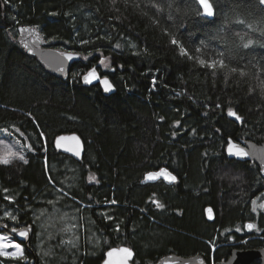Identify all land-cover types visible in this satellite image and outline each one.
Segmentation results:
<instances>
[{
    "label": "trees",
    "instance_id": "1",
    "mask_svg": "<svg viewBox=\"0 0 264 264\" xmlns=\"http://www.w3.org/2000/svg\"><path fill=\"white\" fill-rule=\"evenodd\" d=\"M213 5L216 16L207 20L197 15L196 0H0V132L31 146L27 163L0 164V209L16 212L14 225L31 223L30 209L55 199L60 188L88 207L105 241L103 252L79 255L77 264H102L105 252L120 246L136 252L134 264L171 254L218 264L236 248H264V209L254 212L252 203L264 195V179L255 164L226 153L230 138L264 143V9L258 0ZM20 26L37 27L50 48L82 55L67 81L23 50ZM221 52L227 67L215 75L198 63ZM101 61L109 65L101 74L117 88L112 96L82 84ZM233 67L246 75L231 73ZM72 133L86 146L80 163L55 147L60 135ZM67 161L77 170L73 189L60 178ZM163 168L177 177L174 185L142 184ZM208 207L215 222L206 218ZM249 223L257 226L252 232ZM31 248L29 262L6 264H40Z\"/></svg>",
    "mask_w": 264,
    "mask_h": 264
},
{
    "label": "rangeland",
    "instance_id": "2",
    "mask_svg": "<svg viewBox=\"0 0 264 264\" xmlns=\"http://www.w3.org/2000/svg\"><path fill=\"white\" fill-rule=\"evenodd\" d=\"M98 66L100 71H107L109 69V65L105 63H101ZM27 149L28 146L23 144L15 134L6 130L0 132V157L5 156L9 150H11L12 152L23 155L26 160L25 150ZM11 159L12 162L7 165H11L16 161H22L16 158ZM66 163L67 164L64 166V173L60 176L61 182L67 189H73L76 186L77 170L69 161ZM54 171L57 172L58 168L54 167ZM60 190V188H57L58 193L56 194L55 199L46 201V204L44 203L45 201H41L42 205L30 209L32 211L30 217L32 223L36 227V234L29 244L30 249L34 246L36 258L40 264H53L54 262L57 264H77L79 255H97L99 252L105 250L104 239L98 234L90 218L86 216V208L88 207L75 201L68 192ZM65 193H67V195H65ZM5 197H9L8 193H5ZM65 198L72 199L80 205V208L74 204L66 202ZM5 200L11 202L6 198ZM49 201H52L53 203H48ZM255 201L256 203L255 205L253 204V206L256 208L255 212L258 213V211L263 210L259 205L264 204V195L258 197ZM7 213H11L12 216L16 217V219L13 220L15 223L18 222L16 212L3 206L0 209V223H2V220L9 218L6 215ZM101 214L106 215L107 212H101ZM72 225H75V227H71ZM13 227L16 228L15 225ZM68 227H71V231H63L64 228ZM0 236L5 237L4 243H17L23 249V256L20 257L19 250L17 249L10 247L0 248V251L3 252L16 253L15 257L11 255H0V264H6V261L18 260L29 262L26 258V248L21 243L5 232L0 233ZM68 240L73 241V243H63V241ZM45 252H50V254L45 256L43 254Z\"/></svg>",
    "mask_w": 264,
    "mask_h": 264
},
{
    "label": "water",
    "instance_id": "3",
    "mask_svg": "<svg viewBox=\"0 0 264 264\" xmlns=\"http://www.w3.org/2000/svg\"><path fill=\"white\" fill-rule=\"evenodd\" d=\"M215 1H218V0H215ZM210 2L213 4V0H210ZM261 6L264 9V5H261ZM213 8L215 9L214 5H213ZM200 9L202 11L201 7ZM215 16H216V11H215V15L211 18L204 17V16L202 17L207 20H214ZM18 43L28 55L35 57L49 74H51L52 76L62 81H67L69 79L74 65L80 62L82 59V55L79 53L61 52L54 48L48 47V42L46 38L39 31V29L35 26H20L18 28ZM68 53L73 54V59L69 60L67 58ZM61 69H63V71H61ZM93 69L95 70L94 75L98 77V79H93L92 83L90 84L85 83L84 77L87 76L90 72H92ZM105 78L110 82L112 86L111 91L104 90L105 85L103 81L105 80ZM82 84L85 87L100 86L106 96H112L113 94L117 92V88L112 82V80L109 77L103 76L101 74L99 66H95L91 68L82 77ZM230 118L236 121L234 117H230ZM236 122L237 124L242 125L241 122L239 121H236ZM230 142L238 145L241 148H244V150L248 152L249 155L243 158L236 157V156H229L228 148L230 146ZM55 147L57 151H59L60 153H62L63 155L67 157H70L71 159H73L74 161L78 163L84 160L85 153H86V146L81 136H79L76 133L60 135L55 141ZM235 150L236 149L234 148L233 151ZM77 152L80 153L79 156L76 155ZM226 153L230 159H235L243 163L250 162V163L255 164L259 168L260 174L262 178L264 179V143L258 144L251 140L235 141L234 139L230 138L228 139ZM164 169H166L173 176H175L167 168H163L161 170H164ZM159 171H154V172H159ZM146 176L147 174L145 175V178L142 182L143 185L156 184L159 181H163L168 186H172L177 181L176 176H175L176 180L174 182H169L167 180H164L163 177H161L158 180H148L146 179ZM209 209L211 210L210 212H209ZM205 214H206V218L208 222H211V223L215 222L216 214L212 207H208L205 210ZM30 226H31L30 230L27 226L25 228H17V229L15 228L17 230L16 232H13L12 229H8L7 231L18 242L22 243L26 241L27 239H31V237L34 234L35 226L33 224H30ZM5 228H6V224H1L0 232H3ZM246 230L247 232H252V230H248L247 227H246ZM21 231H28V236L26 238L19 236L18 233ZM123 249L130 250L131 256H129L126 252L122 251ZM109 253H111V255H109ZM233 254H235V256ZM135 259H136V252L131 247L129 246L113 247L106 251L105 258L102 264H134ZM256 262H259L260 264H264V248L248 249V250L236 248L232 252V255L227 261H224L218 264H255ZM157 264H209V263L207 259L202 255H195L192 257H182V256L172 254V255H168V256L161 258Z\"/></svg>",
    "mask_w": 264,
    "mask_h": 264
},
{
    "label": "snow or ice",
    "instance_id": "4",
    "mask_svg": "<svg viewBox=\"0 0 264 264\" xmlns=\"http://www.w3.org/2000/svg\"><path fill=\"white\" fill-rule=\"evenodd\" d=\"M196 2L202 8V11L201 12H197V15H201V16L208 17V18H211V17H213L215 15V9L213 8V4L210 2V0H196ZM258 3L260 5H264V0H258ZM166 6H167V8L171 9L173 7V2H167ZM153 7H155L157 11H163L164 10L163 7L160 6V5H153ZM168 18L171 19V16L169 15ZM259 22L260 23H264V16H262L260 18ZM238 23L245 24V21L244 20H240V21H238ZM246 26L248 28H250V29L253 28V25L251 23H248ZM262 35H264V33H262ZM241 39H243V37H241ZM171 42L173 44H177L178 45V41L175 38H173L171 40ZM84 43H86V42H84ZM250 44H252V41L251 40H249L247 43H245L243 45V47L248 48ZM196 51L199 52L200 49H197ZM180 52H181V55L187 56L189 59H192L193 58L187 52V50L184 49L183 47L180 48ZM218 56L220 57L219 59H213V60H208V61H206L205 59L200 58V59H198V63L201 64L202 66H205V67H207L209 69H212L213 70V75H215V70L217 69V67L219 69H221V70L226 69V67H227L225 65L224 59L222 58L223 57V53L222 52L219 53ZM67 58L69 60L73 59V54L72 53H68L67 54ZM101 63H103V61H101ZM61 71H63V69H61ZM229 71L231 73H237V72H239V75L240 76H245L246 75V73L244 72L243 69H239L238 70L235 67L230 68ZM94 73H95V70L93 69L92 72H90L87 76L84 77V82L90 84V83H92V80L93 79H98V77H96L94 75ZM103 83L105 85V88H104L105 91H111L112 90V86H111L110 82L106 78L103 81ZM217 106L219 107V105H217ZM227 114L230 117H234L236 121H239V122L243 123L242 117L239 116L237 114V112L234 111L233 109L229 108L228 111H227ZM61 139H63V138H61ZM28 147L31 148L30 145ZM234 148L236 149L235 151H233ZM76 155L79 156L80 153L77 152ZM228 155L229 156H236V157L243 158V157H247L249 155V153L246 152L244 150V148H241L238 145L230 142V146L228 148ZM11 158H16V159L22 160L24 163H27V160L24 159L23 155H20L18 153H15V152H12L11 150H9V152L5 156L0 157V164H5V165L10 164L12 162V159ZM161 177H163L164 180H167L169 182H174L176 180V177L173 176L166 169L161 170L159 172L148 173L147 176H146V179H148V180H158ZM49 179H51V178L49 177ZM89 179L92 180V179H95V177H90ZM60 191H63V189H61ZM65 195H67V193H65ZM5 198L8 199L9 201H12V198L11 197H5ZM48 203H53V202L52 201H49ZM111 203H115V201L113 200V201H111ZM154 203L156 204V206L158 208H163L164 207V205L160 204L158 201H154ZM252 203L255 205L256 201L253 200ZM259 207L262 208V209H264V204H260ZM210 211L211 210L209 209V212ZM253 211L254 212L256 211V208L255 207L253 208ZM6 215L10 219H12V220H15L16 219V217L12 216L11 213H7ZM108 219H111V217H108ZM71 227H75V225H72ZM71 227L64 228L63 231H66V232L67 231H71ZM246 227H247L248 230H253V229H256L257 228V226L255 224H253V223L247 224ZM28 228L30 230L31 226L29 225ZM239 230L240 229H237V231H239ZM12 231L13 232H16L17 230L15 228H13ZM18 235L21 236V237H25L26 238L28 236V231H21V232L18 233ZM4 241H5V237L0 236V248H8V247H10V248L17 249V250H19V256L20 257L23 256V249L20 247L19 244L13 243V242L4 243ZM63 243L72 244L73 241L68 240V241H63ZM122 251L126 252L129 256H131L130 250L123 249ZM213 251H214V248H213ZM43 254L45 256H48L50 254V252H45ZM0 255H4V256L11 255V256L15 257L16 256V253L15 252L8 253V252L0 251ZM109 255H111V253H109ZM233 255L235 256V254H233ZM213 264H215L214 259H213Z\"/></svg>",
    "mask_w": 264,
    "mask_h": 264
},
{
    "label": "flooded vegetation",
    "instance_id": "5",
    "mask_svg": "<svg viewBox=\"0 0 264 264\" xmlns=\"http://www.w3.org/2000/svg\"><path fill=\"white\" fill-rule=\"evenodd\" d=\"M1 224H6V228L4 229V231L3 232H5V233H7V234H9L8 233V229H13V228H15V227H13L14 226V221L13 220H11V219H6V220H2V223H0V225ZM30 224H33L32 222L31 223H29V224H20L19 226H17V225H15L16 226V229L17 228H25V227H27V226H29ZM34 225V224H33ZM35 226V225H34ZM2 233V232H1ZM35 234H36V227H35V231H34V234H33V236L31 237V239H27L26 241H24V242H22L21 244L25 247V248H27V247H29L30 246V241L34 238V236H35ZM10 235V234H9ZM172 255V254H171Z\"/></svg>",
    "mask_w": 264,
    "mask_h": 264
},
{
    "label": "bare ground",
    "instance_id": "6",
    "mask_svg": "<svg viewBox=\"0 0 264 264\" xmlns=\"http://www.w3.org/2000/svg\"><path fill=\"white\" fill-rule=\"evenodd\" d=\"M20 243V242H19ZM106 253V252H105Z\"/></svg>",
    "mask_w": 264,
    "mask_h": 264
}]
</instances>
